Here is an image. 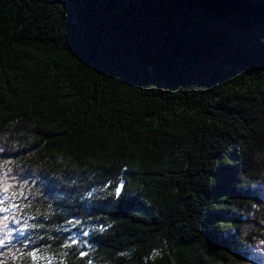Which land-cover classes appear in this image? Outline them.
I'll return each mask as SVG.
<instances>
[{
  "label": "trees",
  "instance_id": "16d2710c",
  "mask_svg": "<svg viewBox=\"0 0 264 264\" xmlns=\"http://www.w3.org/2000/svg\"><path fill=\"white\" fill-rule=\"evenodd\" d=\"M0 264H264V0H0Z\"/></svg>",
  "mask_w": 264,
  "mask_h": 264
},
{
  "label": "snow or ice",
  "instance_id": "6c2138e0",
  "mask_svg": "<svg viewBox=\"0 0 264 264\" xmlns=\"http://www.w3.org/2000/svg\"><path fill=\"white\" fill-rule=\"evenodd\" d=\"M4 191H5V192H7V191H8V188H7V187H5V188H4ZM118 191H119V190H118ZM4 210L6 211V209H4ZM5 219H7V217H5ZM4 226H5V227H7V225H6V224H5Z\"/></svg>",
  "mask_w": 264,
  "mask_h": 264
}]
</instances>
